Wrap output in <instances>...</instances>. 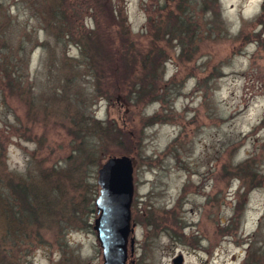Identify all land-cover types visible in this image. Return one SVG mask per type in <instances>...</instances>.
I'll return each mask as SVG.
<instances>
[{
    "label": "rangeland",
    "instance_id": "obj_1",
    "mask_svg": "<svg viewBox=\"0 0 264 264\" xmlns=\"http://www.w3.org/2000/svg\"><path fill=\"white\" fill-rule=\"evenodd\" d=\"M123 155L126 264H264V0H0V264H104Z\"/></svg>",
    "mask_w": 264,
    "mask_h": 264
},
{
    "label": "water",
    "instance_id": "obj_2",
    "mask_svg": "<svg viewBox=\"0 0 264 264\" xmlns=\"http://www.w3.org/2000/svg\"><path fill=\"white\" fill-rule=\"evenodd\" d=\"M99 217L94 229L103 248L104 264H126L128 237L133 231L131 204L134 195L133 161L129 156H111L98 170ZM133 246V243H132ZM182 257L175 259L181 264Z\"/></svg>",
    "mask_w": 264,
    "mask_h": 264
},
{
    "label": "trees",
    "instance_id": "obj_3",
    "mask_svg": "<svg viewBox=\"0 0 264 264\" xmlns=\"http://www.w3.org/2000/svg\"><path fill=\"white\" fill-rule=\"evenodd\" d=\"M70 33H72V29H70ZM66 37H69L68 34H65L64 36V39ZM139 91V90H138ZM155 96V95H154ZM153 97V96H152ZM97 121V120H96ZM97 122H100V121H97ZM96 125V124H95ZM9 181L8 186H11L13 188V190H15L16 194L20 197H22L23 199L28 195V193L26 192L25 188L22 187V185H24V182L23 181H20L19 180H16V179H13V178H9L7 179ZM25 195V197H24Z\"/></svg>",
    "mask_w": 264,
    "mask_h": 264
}]
</instances>
